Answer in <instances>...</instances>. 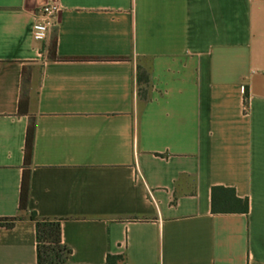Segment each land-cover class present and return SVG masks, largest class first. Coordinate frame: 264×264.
<instances>
[{"label": "crops", "instance_id": "obj_1", "mask_svg": "<svg viewBox=\"0 0 264 264\" xmlns=\"http://www.w3.org/2000/svg\"><path fill=\"white\" fill-rule=\"evenodd\" d=\"M32 212L63 218L64 264H264V0H0V264H39Z\"/></svg>", "mask_w": 264, "mask_h": 264}, {"label": "trees", "instance_id": "obj_2", "mask_svg": "<svg viewBox=\"0 0 264 264\" xmlns=\"http://www.w3.org/2000/svg\"><path fill=\"white\" fill-rule=\"evenodd\" d=\"M57 39H54L49 51L50 56L54 59H66L61 58L57 55L56 51ZM148 74L147 72H139L138 80L140 83L139 94L141 100L147 99V85H148ZM143 86L146 87L142 88ZM144 97V98H143ZM143 98V99H142ZM29 98L24 96L20 101V112L26 113ZM35 141V119L32 117L28 127L27 141L25 148V171L22 179L21 196H20V209L27 210L29 196H30V166L34 150ZM215 187L213 193V211L214 212H233L241 211L248 212L249 200L241 199L235 196L234 190L233 195H227L221 199H217L215 195ZM30 218L36 224L37 233V259L39 264H64L68 262V259L72 253V248L63 241L62 238V219L63 218H49L40 217L35 212H32ZM21 219V216H8L0 217V226L12 228L16 222ZM122 219V218H121ZM131 220H137L136 217H130ZM124 260L123 256H108V262L116 263Z\"/></svg>", "mask_w": 264, "mask_h": 264}, {"label": "built area", "instance_id": "obj_3", "mask_svg": "<svg viewBox=\"0 0 264 264\" xmlns=\"http://www.w3.org/2000/svg\"><path fill=\"white\" fill-rule=\"evenodd\" d=\"M61 6L57 2L43 5L34 15L32 34L37 39H46L57 24Z\"/></svg>", "mask_w": 264, "mask_h": 264}, {"label": "rangeland", "instance_id": "obj_4", "mask_svg": "<svg viewBox=\"0 0 264 264\" xmlns=\"http://www.w3.org/2000/svg\"><path fill=\"white\" fill-rule=\"evenodd\" d=\"M142 88H144V90L146 89V87H145V86H143ZM146 90H147V89H146ZM143 98H144V97H143ZM143 98H142V99H143Z\"/></svg>", "mask_w": 264, "mask_h": 264}]
</instances>
